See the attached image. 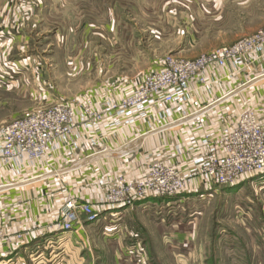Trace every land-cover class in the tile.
<instances>
[{
	"label": "rangeland",
	"instance_id": "obj_1",
	"mask_svg": "<svg viewBox=\"0 0 264 264\" xmlns=\"http://www.w3.org/2000/svg\"><path fill=\"white\" fill-rule=\"evenodd\" d=\"M42 1L49 5L46 24L34 27L26 43L21 39L14 45L17 70L22 68L19 61L30 59L23 61L28 63V70L19 75L15 88L0 91L1 99L6 98L0 116L12 115L0 122V128L17 117L54 104L82 101L94 91L114 96L127 94L145 74L159 69L168 58H194L264 28V0ZM17 2L27 5L30 0ZM199 125L200 115L196 114L157 132L192 130ZM152 154L163 157L160 152ZM105 155L118 154L106 152L87 162L79 161L81 156L76 161L70 157L60 161L58 156L44 160V166L23 175L2 177L0 185L26 181L39 173H43L42 177L29 184L41 183L37 187L51 193L52 180H60L65 189L71 188L67 176L78 179L77 187L87 190L99 183L104 192L97 201L76 197L72 190L65 194L63 203L56 208L55 222L46 224V229L53 224L57 230L61 225L59 208L67 199L90 202L95 211L104 206L102 201L109 185L97 182L91 167ZM180 155L186 154L182 151ZM120 156L125 158L127 154ZM253 177L232 186L209 184L194 177L186 190L177 193L184 199L169 200L177 194L164 197L170 202L162 203L157 210L154 199L160 197L144 200L147 212L155 214L158 223L175 224L171 230L177 232V237L164 234L166 225L154 226L155 222L147 219L139 221L137 215L141 212L124 216L116 209L97 212L94 221L75 226L74 234L80 240L66 241L67 259L74 250L70 264H264V174ZM190 185L205 190L186 193L191 190ZM7 187L0 188V231L5 234L12 227L6 218L17 197L5 194L3 189ZM25 202L28 201L21 203ZM19 232L23 235L20 239ZM9 235L17 244L28 238L25 230ZM44 244L41 241L38 248L42 250Z\"/></svg>",
	"mask_w": 264,
	"mask_h": 264
},
{
	"label": "built area",
	"instance_id": "obj_2",
	"mask_svg": "<svg viewBox=\"0 0 264 264\" xmlns=\"http://www.w3.org/2000/svg\"><path fill=\"white\" fill-rule=\"evenodd\" d=\"M257 63H264V28L194 58H168L159 69L145 74L127 94L114 96L106 91H94L82 101L58 103L17 117L0 128V169L18 176L58 156L60 161L67 157L76 161L81 156L79 161L87 162L103 153H113L110 148L120 130L137 132L139 124L145 128L124 142L127 146L149 130L161 131L190 115H201L224 96L195 108L200 92L210 95L221 79H231ZM177 114L181 115L176 117ZM202 142L206 153L186 172H179L173 163L150 153L146 175L117 177L107 186L102 201L105 207L98 211L90 202L67 199L59 208L61 225L57 232L47 236L43 249L29 255L28 260L32 264H66L68 235L76 233L75 226L94 221L97 212L130 206L150 197L173 196L186 190L194 177H201L209 184L232 186L264 174V126L254 108L242 110L234 124L206 134ZM189 150L194 151V147ZM175 152L182 154L180 146H176ZM21 236L17 233L19 239ZM10 237L0 231V243L17 245ZM23 259L17 256L0 260V264H24Z\"/></svg>",
	"mask_w": 264,
	"mask_h": 264
},
{
	"label": "crops",
	"instance_id": "obj_3",
	"mask_svg": "<svg viewBox=\"0 0 264 264\" xmlns=\"http://www.w3.org/2000/svg\"><path fill=\"white\" fill-rule=\"evenodd\" d=\"M48 8L49 5L42 0H36L34 5L33 0H30L27 5L19 4L17 0H0L1 92L14 89L17 80L24 74V69L28 70V63L24 62L23 64V61H29V57L27 59L24 58L23 61H19L22 68L17 70L18 66L15 64L16 61L13 59L15 56H13L12 53L14 45L21 43V39H23V43H26L25 39L31 36L34 27L38 26V24L40 26L46 24L49 13ZM15 48L18 49L17 47ZM221 96L224 97L219 99L216 103H213V106L208 107L204 114L200 115L199 127L193 128L192 130L180 128L157 133L154 132V134L149 133L138 137L136 142L131 143V151L127 150L130 154H127L125 158H122L120 153L114 157L105 155L101 160H96L91 167L93 168L95 180L97 182L101 180L102 183H104L102 185L105 186L113 182L120 174L125 175L127 178L144 177L148 171V157L150 153L156 154L159 152L166 162L173 163L179 172H185L188 168L193 166L197 158L206 153L205 145L202 142L204 136L208 133L217 132L223 125L234 124L238 115L246 108H254L257 118L264 126V63H257V65L252 68H247L246 71L238 73L231 79H221L215 85L210 95H205L200 92L194 107H202V104H209ZM5 100L6 98L1 99L0 97V109L4 107L3 104ZM10 116L7 114L2 117L0 116V122ZM144 129L145 128H138L137 132L133 131V134L130 129V131L127 130L125 132L120 130L118 138L112 147L115 148L126 142L128 138H131L136 133H141ZM176 146H180L181 150L185 152L186 155L177 156L175 153ZM192 147H194V151L189 150V148ZM118 152L123 151L119 150ZM100 173L101 175L99 176ZM2 177L8 179V177L3 176L0 172V183L4 180ZM66 180L68 183H71L69 186L72 189L68 186V189H65L64 185L60 183V180H52L49 187H52L51 191L54 189L53 193L43 187L38 188L37 186H40L41 183L29 184L34 181L18 182L16 183L17 185L15 184L8 186L7 189H3L6 190L5 194L9 195L10 198L14 196L19 198L16 200L17 197H15L13 200L14 202L12 201L11 205L13 208L6 218L7 224L11 223L12 227L9 228L8 231H5L9 232L6 234H10L15 230H25V234L28 238L21 244L15 243L17 245L12 247L7 243L0 244V260L21 256L24 258V264H32L28 260V256L31 254L35 255L40 251L41 249L38 248V244L47 236L57 232L55 228L52 227L53 224H51L49 228H53L52 230L54 231L51 229L49 230V228L46 229V224L55 222L56 208L63 203L66 198L65 194L68 193V191H75L76 197H87L93 201H97L96 199H99L103 195V187L100 186L99 183L94 185L92 190H87L82 187H77V183H80V181L77 182L78 179H71L67 176ZM86 181L88 182V180ZM2 186L5 187L4 185ZM2 186H0V188H2ZM190 189L191 190H187L186 193L205 190V188L197 186L192 187L191 185ZM20 194H22V196H19ZM177 195V197L170 198L169 200L183 198L179 196L180 194ZM154 198L156 197H153V199ZM26 200L28 202L24 204L21 203ZM169 200H163L162 198L154 199V210H157V207L160 208L162 203L170 202ZM142 202L143 201L140 202L141 205H138L140 204L138 202L136 203L137 205H133L129 208L126 206L119 207L115 212L121 216L128 215L132 213V211H137L136 215L141 212L137 215L139 221L147 219L152 223L155 222L153 223L154 226L160 224L157 221L159 219L154 216L155 214L150 211L148 213L146 203ZM2 216H4V214H2ZM162 225H166L165 227L168 229L164 234L166 233L170 237H177V232L175 233L174 230H171V228L175 227L174 223L166 224L163 222ZM133 235L137 236V234ZM68 237V241L70 238H74L78 242L80 240L74 233L68 235ZM73 247L75 246L71 248ZM73 251L74 250H72V252L70 251L71 255L69 254V259H67L66 264L73 262Z\"/></svg>",
	"mask_w": 264,
	"mask_h": 264
},
{
	"label": "bare ground",
	"instance_id": "obj_4",
	"mask_svg": "<svg viewBox=\"0 0 264 264\" xmlns=\"http://www.w3.org/2000/svg\"><path fill=\"white\" fill-rule=\"evenodd\" d=\"M213 106V105H212ZM197 114V113H196ZM195 114V115H196ZM138 128H144V126L142 125V124H139V126H138ZM124 132L125 131H127V129H125V130H123ZM154 132H157V131H153V130H149V131H147L146 133H145V135L146 134H149V133H153L154 134ZM124 143H122V144H120V145H118L117 147H115V148H110L111 150H113V153H118V154H120V153H125V152H129V151H131V148H130V145L131 144H128L127 146H125V145H123ZM123 147H127V150H129V151H127V150H125V151H123V152H118L121 148H123ZM114 151H116V152H114ZM102 155V154H101ZM99 157V156H98ZM76 158V157H75ZM0 172H1V174L3 175V176H6V177H10V175L9 174H7L4 170H1L0 169ZM42 176H40V177H36V178H41ZM33 179H35V178H33ZM33 179H31V180H33ZM29 181V180H28ZM23 182H27V181H23ZM16 183H14L13 185H15ZM5 186V185H4Z\"/></svg>",
	"mask_w": 264,
	"mask_h": 264
},
{
	"label": "trees",
	"instance_id": "obj_5",
	"mask_svg": "<svg viewBox=\"0 0 264 264\" xmlns=\"http://www.w3.org/2000/svg\"><path fill=\"white\" fill-rule=\"evenodd\" d=\"M141 201H144V200H139V201H137L136 203L141 202Z\"/></svg>",
	"mask_w": 264,
	"mask_h": 264
}]
</instances>
